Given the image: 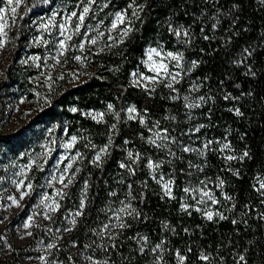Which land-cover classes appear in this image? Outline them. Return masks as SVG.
Masks as SVG:
<instances>
[{
	"label": "trees",
	"instance_id": "16d2710c",
	"mask_svg": "<svg viewBox=\"0 0 264 264\" xmlns=\"http://www.w3.org/2000/svg\"><path fill=\"white\" fill-rule=\"evenodd\" d=\"M53 1L70 6L77 3V0ZM34 2L27 0L30 6ZM105 2L108 7L97 13L106 19V26L117 12L126 11L131 16L132 8L128 6L133 0ZM135 4L143 5L140 13L143 24L136 21L135 25L139 31L124 43H118L117 38L111 47L91 52L87 79L74 86L60 82L50 102L35 118L34 124L44 129L53 125L64 128L68 137L76 136L72 153L79 150L85 157L74 164L73 171L77 167L80 171L51 219L52 228L71 229L52 250V258L61 264L96 261L100 264L104 261L107 264H181L176 256L179 252L186 257L184 264H264V219L261 218L264 196L256 190L259 182L264 181V0H135ZM170 24L189 30L192 42L187 46L177 44L169 32ZM204 36L210 39L205 40ZM158 45L168 51H184L188 64L193 60L199 62L176 85L178 94L171 93L163 84H158L156 91L149 94L131 81L132 72L147 73L142 61L147 49ZM245 49L251 56H247ZM22 75L20 86L24 87L27 68ZM193 81L202 87L189 92ZM173 95L179 98L173 100ZM186 95L190 97L188 101L183 99ZM199 96L205 97L200 108L185 107V103ZM109 104L113 105L112 110L108 109ZM133 106L139 115L128 120L126 110ZM73 108L77 111L73 112ZM237 108L241 116L235 114ZM90 112L104 113L103 122L94 120ZM141 115L145 120L143 125L139 122ZM173 116L175 120L171 119ZM157 122L158 127H153ZM111 124H116V130H109ZM199 124L206 127L197 133L194 129ZM163 129L184 145L201 149L204 155L183 153L176 144H170L177 159L148 143L153 132ZM109 136L113 141L110 155L103 158L102 168H98L90 161L108 143ZM126 140L129 143L125 144ZM208 140L213 141L211 150L203 148ZM1 141L10 146L14 155L27 143L22 134ZM89 141L96 147H85ZM228 142L232 151H219ZM129 150L142 156L138 165H133L135 175L119 167L120 162L131 163L126 156ZM244 151H248L250 158L242 162L225 158L227 155L239 157ZM148 157L156 162L171 160L172 163H165L152 173L146 167ZM189 161L201 165L203 171L189 168ZM161 173L168 179L171 174L174 179L175 199L165 196L161 184L152 178L155 175L158 179ZM31 174L34 183L39 184L40 174L35 168ZM121 180L123 183H119ZM199 180L213 184L219 200L218 211L227 219L214 217L208 221L193 207L183 210L182 203L196 207L183 188L189 182L198 186ZM221 180L224 181L222 188L218 187ZM85 181L90 185L88 201L84 215H73L76 220L73 226L68 217L79 210ZM128 184H132L131 193L136 197L131 203L141 213V219L126 217L132 226L121 231L111 227L116 221L109 219L112 212L108 209L118 208L121 200L129 202ZM113 191L117 195L109 196ZM226 195L232 200L225 199ZM105 223L110 225L109 231L116 236L115 240L108 239L109 233L98 234ZM133 236L135 240L129 239ZM144 236L148 238L146 244L140 239ZM112 244L116 245L115 249ZM156 244H161V249L154 253ZM142 246L143 254L139 251ZM201 253L209 256L207 262L198 258ZM241 255L244 261L239 260Z\"/></svg>",
	"mask_w": 264,
	"mask_h": 264
},
{
	"label": "rangeland",
	"instance_id": "374dc122",
	"mask_svg": "<svg viewBox=\"0 0 264 264\" xmlns=\"http://www.w3.org/2000/svg\"><path fill=\"white\" fill-rule=\"evenodd\" d=\"M75 5L70 6L53 0H35L31 6L27 3L18 9L15 24H12L11 19L8 21L7 45L0 49V264H61L52 258L51 252L65 238L67 230L51 227V219L57 211L53 212L46 207L52 202L51 199L43 203L41 201L42 196L47 194L60 204L61 198L56 195V191L62 186L53 181L52 177L60 176L61 170L68 163L67 160H63L65 150L61 144L67 142L70 137L67 136L64 128L51 125L44 129L34 124L35 118L50 102L51 95L60 82L74 86L87 79L88 57L91 52L109 48L107 30L114 18L113 16L109 26H106V19L100 18L96 13L95 19L90 20V23L98 27L100 31H104L105 36L101 37L95 46L86 44L83 53L71 47L65 57H60L61 63L57 64L52 57L57 55L58 42L62 37H59L56 29H52L51 34L42 33L39 25L50 18L53 13L59 12L63 15L65 11L73 10ZM0 6L3 4L0 3ZM56 19L59 23L60 16ZM117 31L113 30L111 35L117 37ZM42 35L48 41L47 45L36 42L37 38ZM92 35L95 36L96 33L93 32ZM82 38V36L74 37L71 43L78 45ZM116 40L110 43L113 45ZM76 55L82 57V62L72 59ZM37 56L40 57L39 60L32 59ZM144 60H146V54ZM143 67L147 73H139L151 76L152 73L147 70L144 63ZM25 68L28 71L27 84L21 87L20 81H23L24 77L22 71ZM48 76L52 79L46 80ZM133 80L134 77H132V83ZM157 85H148V87L152 88ZM21 101L24 102L21 103ZM96 113L90 112L89 114ZM21 134L26 138L27 143L24 149H20L18 154L14 155L10 151V146L1 139H15ZM52 139L56 140L54 150L45 157L43 155L45 146L53 147L50 143ZM70 154L73 155L72 152ZM34 159L36 165L43 169L33 167L40 174V182L37 185L34 183L32 170L26 177L17 175L24 165L31 163ZM45 159L47 163L44 162ZM20 179L33 185L30 195L23 200L19 199L20 192L13 183ZM167 180L168 178L164 177V181ZM212 186V183H207V188L217 198ZM198 187H203V185H198ZM69 188L70 186L64 188L63 191L68 193ZM10 196L17 199L19 207L12 204V201L8 199ZM195 206L213 213L218 211V204L212 205L211 202L207 207L196 203ZM202 213L204 214L203 211ZM73 215V213L70 214L68 222L73 219ZM29 216L32 217L30 222L28 221ZM46 216L51 219H46ZM26 223H30L31 226L25 228ZM36 234H42V236H36ZM49 244H54L55 247L49 249Z\"/></svg>",
	"mask_w": 264,
	"mask_h": 264
},
{
	"label": "snow or ice",
	"instance_id": "6c2138e0",
	"mask_svg": "<svg viewBox=\"0 0 264 264\" xmlns=\"http://www.w3.org/2000/svg\"><path fill=\"white\" fill-rule=\"evenodd\" d=\"M0 3L3 4V6H0V49H3L7 45V36H8V28H9V19H11L12 24H15V18L17 16V11L21 6H25L27 4V0H0ZM95 6V7H94ZM108 7V3L105 2V0H77V3L73 10L71 11H65L63 15H61L59 12L53 13L50 18H48L46 21H44L42 24L39 25V28L42 33H49L51 34L52 29H56L58 31L59 37H62V39L59 40L58 46H57V55L53 56L52 59L56 61L57 64L61 63L60 57H65L66 53L70 50L71 47H75L78 51L84 52L85 51V45H91L95 46L98 43V40H100L101 37L105 36L104 31H100L98 27H94L90 20L95 19L97 10L103 11L104 8ZM129 8H132L131 16L127 14L126 11L117 12L114 14V18L111 21V25L108 28V44L107 46L111 47L112 44L110 43L112 40L117 39L118 37V43H124L125 39H128L131 37V35L134 32L139 31L138 28H136V21H139L141 24H143V20L140 16V13L143 11V5H136L135 0H133V3L129 4ZM235 7V6H234ZM10 14V15H9ZM57 16H60V22L57 23ZM21 19L23 17L21 16ZM215 28V25H213ZM113 30L117 31V37H113L111 35ZM203 31V29H201ZM95 32L96 35L93 36L92 33ZM169 32L172 36L176 38L177 44L182 45H189L192 42V35L189 30L184 29L183 26H180L178 28L173 27L171 24L169 25ZM82 36L81 42L78 45H74L71 42L74 40V37ZM204 39H210L208 36H204ZM37 43H43L47 45L48 41L43 38V35L36 40ZM244 52L247 54V56H251V52L248 49H245ZM247 56L245 58H247ZM33 60H39L40 57H33ZM72 59L82 62V57L80 55L73 56ZM86 59V57L84 58ZM149 72L152 73L151 76H145L143 73H139L138 71H134L131 73V76L134 77L133 85L137 87H142L146 92L149 94L154 93L156 91L155 87L149 88L148 85H156V84H163L164 87L168 88L171 93H179V89L176 87V85L180 84L184 76H187L191 73L192 69L198 66V61H191L190 64L187 63L185 60L184 51L177 50V51H166L162 45H158L157 47H150L146 51V60L142 61ZM39 67V65H37ZM63 78L62 76L60 77ZM52 77L48 76L46 80H51ZM51 87V85H49ZM202 87V85L196 84L195 81L192 82L189 88V92L192 91H199V88ZM178 95L171 96V99L175 100L178 99ZM229 96H225L224 99H228ZM184 101H188L190 99L189 96L183 97ZM237 99V98H233ZM205 100L204 96H199L195 98L191 103H185V107L189 110L200 108L202 106L201 102ZM24 101H21L23 103ZM109 110L113 109V105L109 104L108 106ZM232 111V109H229ZM73 112H76L77 109L73 108ZM127 113L129 114L127 116L128 120H134L137 118L138 112L137 109L133 107H129L127 110ZM147 110H145L146 112ZM235 114L237 116H241V111L237 108L235 109ZM91 115V114H90ZM104 113H96L92 115V118L96 120L98 123L103 122V116ZM116 118L119 120V113H116ZM191 118V116H190ZM172 120H175V117H171ZM139 122L143 125L145 124L144 117L141 115ZM158 127V122L153 126ZM206 125L199 124L195 127V132H200L201 129L205 128ZM109 130L114 131L116 130V124L109 125ZM149 131L152 132V128H149ZM187 134V133H182ZM157 141H160L158 143ZM112 137L109 136L108 143L101 147L94 155V158L90 161V163L94 164L98 168H102L103 165V158L107 155H110V147L112 145ZM51 145L53 147L45 146V152L44 156L47 157L50 152L54 150V146L56 144V140L52 139L50 141ZM129 143L127 140L125 141V144ZM148 143L153 145L156 148L166 150L168 155L176 157V152L173 151L169 145L170 144H176L179 150L183 153H190L195 152L198 155H204V152L201 149L192 148L189 145H184L183 142L177 141V139L173 136H171L168 133L167 129H163L159 132H153L152 138L148 140ZM213 141L208 140L203 144L204 149L211 150V145ZM219 143V141L217 142ZM77 144V137L71 136L70 139L61 144V147L65 150V155L63 156V160H67L68 163L65 165L63 170H61L60 176L56 177L53 176L52 180L58 182L62 188L58 189L56 191V195L59 196L61 199L64 198L67 193L63 191L64 188H68L73 184V181L76 178V173L80 171V168H75L73 171L74 164H76L78 161H82L85 157L82 155V153L77 150L74 155H71L70 153L75 148ZM91 146L92 148H95L96 146L91 144L89 141V144H86L85 147ZM225 150L232 151V147L230 142L223 143L220 147L219 151L224 152ZM127 159L131 163H124L120 162L119 167L121 169H126L131 175H135L136 169L133 167V165H138L139 161L142 159V156L139 152L133 153L132 151H127L126 153ZM228 161L232 160H240L241 162L245 158H250L248 151H244L243 154L239 157L235 155H227L225 157ZM61 161V163L63 162ZM45 163H47V159L44 160ZM168 163L171 164V160H160L158 162L153 161L151 157H148L146 167L152 172L155 173L156 170L160 169L163 164ZM40 168L39 165H36L35 159L29 163L24 165L23 168L20 169V171L17 173V175L21 177H26L28 172L32 170L33 167ZM189 168H198L200 171H203V167L201 165H193L191 161L188 162ZM40 170H43L40 168ZM191 175V173H189ZM156 180L158 184H161V187L164 191L165 196H167L169 199H175L173 196V184L174 179L170 178L167 181H164V175L161 173L159 175V178L155 175L152 177ZM13 183L16 186V189L18 192H20L19 199L23 200L26 196L30 195L31 191L33 190L32 183H26L24 179H20L19 181H13ZM119 183H123V180L119 181ZM207 181L206 180H199V185H203V187H198L195 185H191L189 182V186H186L183 188V192L187 196H191V198L195 201L196 204L204 205L207 207L208 203L211 202L212 205H216L219 203V200L215 197V195L212 193L210 189L207 188ZM224 181L221 180L218 187L223 186ZM90 185L87 181L84 182V187L81 190L82 195L80 197V203H79V210H77L74 213V217H80L84 215V209L86 208V202L88 201V189ZM128 196L130 197V200L128 203H125L124 200H121L120 206L118 208H109L108 211L112 212V216L109 217L110 220L114 219L116 221L115 224L111 225L112 228H118L121 231L124 229L130 228L132 225L130 223L126 222V217H130L134 220H140L141 219V213L133 207L131 200L136 199L135 196H132L131 188L132 184H128ZM21 189H24V191H21ZM259 195L264 196V181L259 182V187L256 189ZM117 193L115 191L110 192L109 196H116ZM182 198V199H186ZM227 200H232L231 196H225L224 197ZM9 200L12 201V204L19 207V203L17 199L14 196L8 197ZM52 200L51 203H48L46 207L55 212L58 211L61 205L54 199L50 198L47 194H44L42 196V203L44 201ZM264 202V201H262ZM181 207L184 211H188L190 207H193L195 211L197 212H204V215L208 221H213L214 217H218L220 220H225L227 217L217 211L213 213L212 211H204V209L200 207H194L193 205H189L187 203H182ZM233 208H235V205H233ZM190 214V213H189ZM46 219H51V217L46 216ZM262 219H264V215L261 216ZM32 220V217H28V221L30 222ZM73 226L76 224L75 218L69 221ZM233 224L237 223V221L234 219L232 221ZM30 223H26L24 225L25 228L30 227ZM110 225L108 223L103 224V227L100 229V235L103 233H109L108 239L109 240H115L116 236L111 235L110 231ZM67 231H71V229H66ZM28 235H31V233H28ZM138 235V234H137ZM129 239L135 240L136 237H129ZM144 243H147L148 238L146 236L140 238ZM55 247L54 244H49L48 248ZM87 247V246H86ZM111 247L113 249L116 248L115 244H112ZM161 249V244H156L155 248L152 250L154 253L157 250ZM105 251H107V247H105ZM139 251L141 254L144 252V247H140ZM191 251V249H189ZM177 258L181 262V264H184V261L186 259L185 256L181 255L179 252L176 253ZM199 259L207 262L209 260V256L204 255L201 253L198 257ZM91 259V257H89ZM158 259H162V257H159ZM245 257L241 255L239 257L240 261H244ZM94 264H100L99 261L94 262ZM103 264H107V261H104Z\"/></svg>",
	"mask_w": 264,
	"mask_h": 264
}]
</instances>
